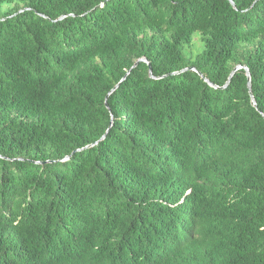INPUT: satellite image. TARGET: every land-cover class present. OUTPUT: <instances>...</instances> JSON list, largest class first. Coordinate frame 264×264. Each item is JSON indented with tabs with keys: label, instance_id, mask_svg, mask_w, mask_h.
I'll list each match as a JSON object with an SVG mask.
<instances>
[{
	"label": "trees",
	"instance_id": "obj_1",
	"mask_svg": "<svg viewBox=\"0 0 264 264\" xmlns=\"http://www.w3.org/2000/svg\"><path fill=\"white\" fill-rule=\"evenodd\" d=\"M0 264H264V0H0Z\"/></svg>",
	"mask_w": 264,
	"mask_h": 264
},
{
	"label": "water",
	"instance_id": "obj_2",
	"mask_svg": "<svg viewBox=\"0 0 264 264\" xmlns=\"http://www.w3.org/2000/svg\"><path fill=\"white\" fill-rule=\"evenodd\" d=\"M21 11H22V10H21ZM139 61H146V62H148L149 66H150V73H151V76H152V77H155V76L153 75V73H152V65H151V63L149 62V60H147L146 58H141V59H139V60L135 63V65H134L133 67H136V66L138 65ZM240 68H244V69L247 71V75H248V78H249V83H248V85H249V89H250V94L253 96V92H252V84H251V73H250V70H249V68H248L247 66H241V65H240V66H237V67L234 69V71L232 72L229 81H227L226 85H225L223 88H225L226 86H228V84L230 83L231 78L233 77V74H234L238 69H240ZM185 70H196V68H194V67H188V68L183 69L182 71L174 72V73H172V74H177V73L183 72V71H185ZM130 71H131V70H130ZM130 71L126 74V76L122 79V81L128 77V75L130 74ZM198 72H199V74H200L201 76H203V73H202V72H200V71H198ZM122 81H121L118 85H116V87L113 89V91L116 90V89L120 86V84L122 83ZM207 81H209V80L207 79ZM209 83H210L212 86H214V87H218L217 85H215L214 83H212V82H210V81H209ZM255 104H256V102H255ZM104 137H105V136H103L101 139H103ZM67 158H69V157H67Z\"/></svg>",
	"mask_w": 264,
	"mask_h": 264
},
{
	"label": "rangeland",
	"instance_id": "obj_3",
	"mask_svg": "<svg viewBox=\"0 0 264 264\" xmlns=\"http://www.w3.org/2000/svg\"><path fill=\"white\" fill-rule=\"evenodd\" d=\"M199 36H200L199 33H197L195 38H197V37H199Z\"/></svg>",
	"mask_w": 264,
	"mask_h": 264
}]
</instances>
